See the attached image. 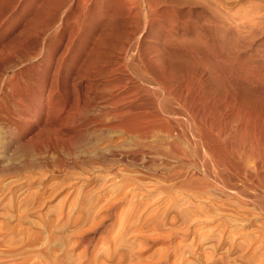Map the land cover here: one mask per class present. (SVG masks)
<instances>
[{"label":"rangeland","instance_id":"374dc122","mask_svg":"<svg viewBox=\"0 0 264 264\" xmlns=\"http://www.w3.org/2000/svg\"><path fill=\"white\" fill-rule=\"evenodd\" d=\"M54 1L0 0V17L18 4L13 29H0V78L13 75L11 67L40 51L41 44L32 34L43 28ZM110 1L118 8L133 2ZM136 1L144 7L149 0ZM27 11H33L30 18L24 16ZM177 15L191 21L204 16L199 6L187 5ZM64 17L61 13L57 21H47L53 26L49 50L54 63L49 75L45 76L46 64L41 61L44 55L34 57L25 65L27 71L23 69L21 84L27 78L35 80L28 104L18 103L19 107L9 110L11 104L0 90L5 99L2 102L0 97V264H264V160L260 171L252 172L249 166L252 173L246 176L241 163L244 155L240 156L244 154L243 130L237 124L238 119L243 123L244 111L234 107L223 113L221 123L232 122L229 133L234 131L225 136L227 143L205 130L208 127L202 123L209 117L198 102L191 107L196 117L190 109V118L182 111L170 122L181 136L173 140L175 157L152 138L113 132L108 127L119 120L109 121L108 109L85 110L90 97L93 105L100 97L86 91L77 68L90 63L108 44L106 36L121 41L130 28L121 30L122 23L115 18L98 43L94 40L92 45L85 31L67 50V34L58 42L57 29ZM158 22L152 25L154 33ZM142 32V28L136 31L132 44L142 43ZM168 61L166 67L176 76L187 69L186 60ZM132 81L133 90L154 93L149 84ZM210 86L218 101L220 91ZM237 92L235 102H249L264 115V101ZM138 97L137 110L151 112L149 100ZM171 105L175 107L174 102ZM191 124L198 127L194 129L199 135Z\"/></svg>","mask_w":264,"mask_h":264},{"label":"bare ground","instance_id":"6f19581e","mask_svg":"<svg viewBox=\"0 0 264 264\" xmlns=\"http://www.w3.org/2000/svg\"><path fill=\"white\" fill-rule=\"evenodd\" d=\"M112 3L115 2L110 0L54 1L52 10L46 13L50 19L46 18L43 28L32 34L35 36L34 38L38 42V45L39 43L41 44L40 51L35 55L32 54V57L28 55L26 59L20 57L23 60L17 65L14 63L15 65L11 67L13 68V75H2L0 78V90L6 93L4 94L5 98L8 99V104H11L9 110H12V106H18V103H27L30 97L28 96L30 95V86L32 87L35 80L32 79L34 80L32 82L31 79L27 78V81L22 82V84L20 80L22 79L21 74L26 70L25 65L29 64L31 59L44 55L41 61L46 64L45 76L49 75L54 61L52 51L49 50L51 44L50 33H52L53 26L51 27V23L48 24V20L52 22L59 18L61 13L65 15L64 21L59 25L56 24L58 25L57 30L60 32L59 44L61 38L67 34L68 50L71 42L75 38L79 39L85 31L90 33L89 37L92 40V45H95L94 40L98 43L101 34L110 26L112 20L116 18L122 23L121 30L123 28H130L127 32L129 35L126 34L127 38L117 41L116 37L118 33L114 37L116 39H112L109 35L106 36L108 44L99 49L90 63L83 62L81 63V65L83 64L82 67L80 65L77 68L79 70L77 78L79 77V82L81 80L86 81V85H84L87 88L86 91L100 97L97 102L93 100V103L96 102L93 105L90 103L92 97L87 95L91 101L88 99L87 105H83L86 106L85 110L91 108L94 110L97 106L108 109L109 114L107 116L109 117V121L114 122L119 120L115 126H109L108 129L112 131L115 129L122 130L123 133H128L129 135L138 133L139 137L152 138L164 145L167 149L164 148L165 151L175 157L177 155L175 152L177 151H175V147L173 148V140L179 137L180 134L179 136L177 135L170 122H175V117L181 114L182 111L186 112L187 109H190V111L192 110V114H194L192 116L196 117V110L194 109V111L191 107L195 106V103L198 102V106L200 105L203 113H208L209 118H207L208 120L206 119L207 122L202 123V125L208 127L205 130L208 129L207 131L211 132V134H208L213 135L212 137H216V139L218 137V141L221 137H224L223 141H227L225 136L231 132L233 134L234 131L229 133L230 129L232 130L229 127L232 122L221 123L223 113L230 108L240 107L244 111L243 123L240 125L239 121L241 120H237V124L239 123L238 125L241 127L240 130H243L242 135L244 137V141L241 138L243 142L241 149L244 154L241 155L239 153L241 157L244 155L241 160L243 165L240 164L243 166L246 176L247 172H250L247 168L253 167L251 168V170L253 169L252 172L257 171L259 166L263 165L262 161L264 160V115H260L261 110L259 109L253 110L254 108L251 103H245L241 99V102L237 103L232 98L238 96L237 91H242L243 94L256 101H264V0H149L146 1L144 7L139 1L133 0V2L123 3L119 8L118 5L114 7ZM185 5L189 7L199 6L204 16H201L202 18L196 21L180 19L177 12ZM16 6L18 4L16 5L15 3V6L11 7L0 17V29L3 26V28H8L9 30L13 29L11 23L15 17L14 11ZM188 9L187 7L186 11ZM33 11H27L24 16L30 18ZM156 21H159L158 24L160 26L159 30L154 33L152 25ZM140 28L143 30L142 33L145 32L144 36L142 35L139 38L142 40V43L137 40L132 44L130 39H134V34L136 31L139 32ZM141 34H139V37ZM54 36L56 38L59 35ZM29 37L33 38L32 36ZM85 38H87V34ZM115 43L116 45H114ZM92 48L89 49L90 53L93 50ZM149 49H151V52L147 51ZM64 51L66 52V50ZM167 60L174 62L186 60L185 63L189 65L183 66L187 68L186 70L182 69L185 72H183L184 74L180 71V75L176 76L173 70H169L170 68L166 67L165 62ZM41 61L39 64H41ZM174 62L172 63L173 66ZM133 79L137 82L149 84L146 85L154 93L151 95L138 89L133 90ZM73 82H77V80ZM211 84L215 85V88L221 93V98L218 101L215 100L214 94H212L213 89H210L212 87L210 86ZM74 85L77 86V84ZM141 86L143 85L141 84ZM89 92L86 93L89 94ZM3 97L2 102L5 100ZM137 97L138 99H148L149 103L153 106V110L151 112L137 110L139 103L134 102L137 101L135 100ZM83 101L85 103V100ZM173 102L175 103V107L171 105ZM166 103H168L169 108L168 105L164 107L163 104ZM0 105L2 104L0 103ZM101 109L104 112L103 108ZM197 111L199 114V110ZM0 112H2V109ZM186 113L187 115H185ZM186 113L184 115L190 118L191 113L189 115L188 111ZM204 114L203 117L206 116ZM102 116L106 119L105 115ZM205 118L202 119L205 120ZM185 120L187 119L185 118ZM102 121L104 120L102 119ZM196 121L198 120L196 119ZM200 124L197 126L200 127ZM202 125L201 128L203 129ZM191 126L193 125L191 124ZM194 127L193 131H195ZM198 127L195 128L198 129ZM201 128L200 130L204 131ZM197 132L195 131V133ZM196 135L192 136L195 137ZM239 135L235 137H239ZM194 137L193 139L199 138L198 136ZM231 137L229 138L231 139ZM200 139H203V137ZM212 140L215 143L217 142L213 138ZM223 141L221 142L223 143ZM238 144L240 145V143ZM234 145H237V142ZM228 149L230 150V148ZM97 161L99 162L100 160L97 159ZM261 169L262 166L259 171Z\"/></svg>","mask_w":264,"mask_h":264}]
</instances>
